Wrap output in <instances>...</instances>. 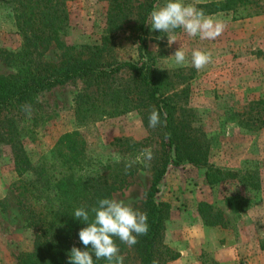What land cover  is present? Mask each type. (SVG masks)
Wrapping results in <instances>:
<instances>
[{"label": "rangeland", "instance_id": "rangeland-1", "mask_svg": "<svg viewBox=\"0 0 264 264\" xmlns=\"http://www.w3.org/2000/svg\"><path fill=\"white\" fill-rule=\"evenodd\" d=\"M141 1L130 0L124 19L113 26L107 17L108 0H68L66 25L43 50L23 48L15 14L26 1L0 0V76H22L27 66L38 62L58 65L75 59L99 70L146 62L159 93L167 97L174 122L189 131L200 158L197 165H169L157 185L155 201L166 206L160 241L178 253L177 259L163 264H264V0H184L226 27L215 40L189 37L178 28L173 33L178 41L171 46L169 33L151 28L150 12L166 3L155 0L142 26L140 49L135 7ZM181 43L187 51L185 66H177L172 56ZM196 49L212 53V63L199 71L191 64ZM84 80L38 94L31 115L26 112L16 123L17 139L34 165L48 161L47 172L63 180L59 193L64 205L72 206L77 203L69 180L110 174L117 157L125 166L151 149L153 159L134 163L132 174H126L123 185L111 194V199L141 211L154 161L166 149L158 127H149L153 108L142 106L132 72L125 68L110 79L108 89L95 90ZM70 132L84 142L81 161L72 169L52 167L50 151ZM120 138L143 146L126 150L116 143ZM207 165L235 176L209 184ZM29 179V173L17 176L9 146L0 144V264H16L18 254L32 250L34 230L26 226L16 195L17 181ZM235 196L242 202L238 210L227 203ZM204 219L218 225H206ZM66 241L71 248L78 246L75 234ZM115 242L124 264H138L132 246L118 238ZM51 255L49 250L46 256Z\"/></svg>", "mask_w": 264, "mask_h": 264}, {"label": "trees", "instance_id": "trees-1", "mask_svg": "<svg viewBox=\"0 0 264 264\" xmlns=\"http://www.w3.org/2000/svg\"><path fill=\"white\" fill-rule=\"evenodd\" d=\"M23 1H26V5L23 3L22 11L15 14L16 27L23 37V48L38 46L45 50L51 41L57 40V32L66 25L65 2L68 0ZM129 1L108 0L107 17L111 25L116 26L124 19ZM154 1L142 0L135 7L138 9L136 16L139 24L136 38L140 49L144 46L140 35L142 26ZM123 68L132 72L134 89L139 94L142 106L153 108L159 112L161 123L157 126V130L161 145L167 149L162 150L160 157L154 161L150 184L141 203V212L147 213L148 217V232L146 235L139 236L138 243L132 247L138 257V264H163L178 258L177 252L172 251L160 241L163 221L166 217V206L157 203L155 195L157 185L169 165L182 161L194 165L200 164L195 140L191 138L189 131L184 126L174 122L166 101L167 97L159 93L154 71L146 62L136 65L121 63L107 70H99L90 64L72 59L58 65L40 62L30 64L25 68L22 76L20 74L0 76V144L9 146L17 176L20 177L23 173L31 175L29 180L17 181L16 195L17 205L24 214L26 226L34 230L32 250L27 254H18L16 264H68L72 248L66 240L72 234L78 237L77 247L86 250L78 233L81 228L87 225L74 218L75 210L84 207L90 212L91 219L93 215L91 209L98 206V201L103 198L111 199L112 192L123 185L125 175L132 174L131 168L126 172L125 166L118 162L111 165L114 169L110 174H100L95 178L75 181L76 183L69 180L68 186L72 189L74 197L76 196L74 203H77V206L64 205L59 193L63 180L55 179L54 175L47 172L46 163L48 161L34 165L17 139L16 123L26 113L24 106L30 105L32 109L36 105L38 94L75 79H85L84 81H87L89 86L95 87V90L98 91L108 89L110 88V79ZM143 140H147V137ZM115 141L126 150L143 146L141 141H132L127 138L115 139ZM170 150L173 153L172 158ZM83 151L84 142L77 132L64 133L57 139L50 151L52 167L72 169L81 161ZM205 163L206 161L203 162V164ZM234 176L235 173L211 168L207 165L205 178L209 184L219 180L223 182L226 179H233ZM249 178L250 176H246L247 183ZM52 182H55L56 185L53 186ZM50 185L54 189L51 190ZM74 185H77L78 188L75 189ZM232 199L234 201L231 198L227 199L229 206L235 210L240 209L241 200L237 201L236 196ZM52 202L55 203L52 204ZM204 222L210 226L218 225L216 221L204 219ZM220 225H222L221 220ZM114 239L117 241V238ZM49 250L53 255L47 257L46 253ZM94 264H108V261L105 259L95 260L94 257Z\"/></svg>", "mask_w": 264, "mask_h": 264}, {"label": "clouds", "instance_id": "clouds-1", "mask_svg": "<svg viewBox=\"0 0 264 264\" xmlns=\"http://www.w3.org/2000/svg\"><path fill=\"white\" fill-rule=\"evenodd\" d=\"M152 30L169 33L168 46L178 41L174 30L182 28L189 37L199 36L201 39L215 40L222 35L226 24L212 16H208L194 4H186L184 0H166L163 6H158L150 12ZM180 41V40H179ZM177 66L187 64V51L183 44L172 55ZM212 63V53L204 50L191 52V64L196 70H201ZM25 111L30 116L31 106L26 105ZM161 123L160 114L153 109L149 115V127L155 128ZM119 162L120 157H117ZM153 159L151 149H144L141 157L125 164V171L137 162H150ZM90 212L84 207L77 208L74 218L81 220L87 226L80 229L79 239L86 250L73 247L69 254L68 264H94L95 260L105 259L108 264H124V257L119 253V247L114 238H118L129 247L138 243V237L146 235L149 229L147 213L133 209L124 201L103 198L98 206Z\"/></svg>", "mask_w": 264, "mask_h": 264}]
</instances>
